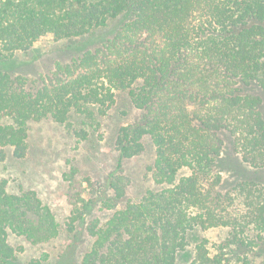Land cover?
<instances>
[{
	"label": "trees",
	"instance_id": "1",
	"mask_svg": "<svg viewBox=\"0 0 264 264\" xmlns=\"http://www.w3.org/2000/svg\"><path fill=\"white\" fill-rule=\"evenodd\" d=\"M47 35L74 41L78 56L56 63L39 87L12 70L22 63L16 53ZM250 88L264 93V0H0V120L8 121L0 124V163L26 157L30 122L50 118L78 141H99L116 93L141 113L118 128L117 165L105 183L85 180L83 190L96 195H73L79 206L66 231L80 222L93 239L80 264H179L189 236L210 228H227L224 242L210 252L203 238L189 264H230V254L239 259L241 247L253 246V234L261 239L264 185L238 181L222 192L216 171L222 134L245 164L264 168L262 99ZM148 142L160 189L118 208L122 164ZM96 207L111 216L85 224ZM9 232L40 244L60 226L34 192L10 193L0 178V264H21Z\"/></svg>",
	"mask_w": 264,
	"mask_h": 264
},
{
	"label": "rangeland",
	"instance_id": "2",
	"mask_svg": "<svg viewBox=\"0 0 264 264\" xmlns=\"http://www.w3.org/2000/svg\"><path fill=\"white\" fill-rule=\"evenodd\" d=\"M74 41L55 42L49 35L40 38L26 52H17L16 59L22 62L12 70V74L23 76L29 82L41 87L51 75L56 63H69L77 54L72 50ZM249 92L259 95L262 99L261 111L264 118V93L250 88ZM141 117L140 111L135 109L128 100L126 93H116V101L108 111L106 117L101 118L103 138L96 140L90 137L86 141H78L63 124L52 119L33 121L28 124V152L23 160L7 157L0 163V178L8 182V191L21 194L32 191L43 206L50 209L60 226L58 236L40 244H33L25 237L8 233V242L15 250L18 262L29 264L32 260H39L41 264H57L65 250L69 252L65 264H80L82 256L93 243L85 225L77 222V231L68 233L65 224L72 217L71 210L79 203L74 198L77 192L87 200V178L102 185L106 178L114 171L118 156L113 143L117 130L122 124L137 122ZM73 126L82 125V120L73 118ZM8 121L0 120V124ZM224 148L218 161L216 171L222 176L220 189L225 192L238 181H254L264 185V168L255 169L245 164L238 153L233 149L231 139L222 134ZM154 148L147 143L145 153L125 160L122 164V175L126 182V194L118 208L123 207L126 201H137L149 190H159L155 184L150 167L154 161ZM77 203V204H75ZM112 211L96 207L87 217L86 223L92 220L105 222ZM228 233L227 228H210L198 230L189 236L190 246L187 255L180 258L179 264H189L193 259V248L203 238L208 241L207 247L214 252L216 246L224 242ZM257 240L255 234L252 247L240 249L239 259L235 255L230 264H264V235ZM245 238V242H249ZM71 248V249H70ZM229 255V254H228ZM236 258V259H235ZM70 260V262H68Z\"/></svg>",
	"mask_w": 264,
	"mask_h": 264
}]
</instances>
